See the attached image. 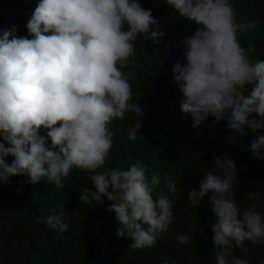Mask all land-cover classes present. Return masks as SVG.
Returning a JSON list of instances; mask_svg holds the SVG:
<instances>
[{
    "label": "clouds",
    "instance_id": "clouds-1",
    "mask_svg": "<svg viewBox=\"0 0 264 264\" xmlns=\"http://www.w3.org/2000/svg\"><path fill=\"white\" fill-rule=\"evenodd\" d=\"M163 3L197 25L183 41L185 63L172 69L183 94L181 111L192 115L193 127L209 116L213 123L226 121L233 145L239 143L236 134L246 137L248 129H264V60H253L251 46L245 48L239 40V33L255 29L256 23L237 22L231 0ZM26 28L28 36L23 37L15 34V26L0 32V182L8 186L12 177L27 175L31 184L43 180L59 189L74 169L94 173V188L81 190V204L92 209L107 197L113 201L108 211L120 225L118 237L131 238V249L154 247L173 224L175 180L171 174L165 178L172 199L163 190L154 199L159 174L149 177L140 161L127 170L105 165L115 144L109 125L128 113L143 116L139 104L132 102L129 65L141 37L160 43L164 33L159 22L139 0H39ZM140 128L137 120L128 129L129 139L135 140ZM250 151L253 158L264 160V135L251 140ZM9 156L14 157L10 163ZM214 163L223 177L209 169L199 191L188 193V204L199 206L212 193L209 203L216 220L211 230L219 249L214 262L229 264L234 247L244 248L245 241L264 243V213L255 204L238 209L235 161L225 156ZM253 198L249 192L248 199ZM64 216L61 211L41 220L63 232L68 229ZM177 239L184 244L189 237ZM231 264L249 261L233 257Z\"/></svg>",
    "mask_w": 264,
    "mask_h": 264
},
{
    "label": "trees",
    "instance_id": "trees-1",
    "mask_svg": "<svg viewBox=\"0 0 264 264\" xmlns=\"http://www.w3.org/2000/svg\"><path fill=\"white\" fill-rule=\"evenodd\" d=\"M139 2L152 11L164 36L158 45L143 37L134 44L136 56L129 65L133 72L132 102L139 104L143 116L128 113L123 120L109 125L115 132V144L105 168L127 170L140 161L147 166L149 177L159 174L161 178L154 199L161 190L173 198L165 187V178L171 174L178 199L169 233L158 237L154 247L131 249V238L117 235L119 222L115 213L108 211L113 201L103 197L104 204L92 209L80 202L81 190L94 188L90 178L94 173L74 169L59 189L43 180L31 184L27 175L15 176L8 186L0 182V264H215L219 249L214 245L211 230L216 220L209 203L212 193L199 206L188 204V193L193 189L199 191L206 172L215 170L214 158L222 160L228 156L235 161L237 182L233 191L238 209L243 211L255 204L257 211L264 213V160L253 158L250 151L251 140L258 134L264 135V129L258 133L248 129L246 137L236 134L239 143L233 145L229 140L233 133L226 121L213 123L214 117L209 116L193 127L192 115L181 111L183 94L172 69L178 62L185 63L183 41L197 25L179 17L163 0ZM231 2L237 22L251 21L257 25L239 33L241 45L251 46L253 60H264V0ZM38 3L39 0H0V32L15 26L18 37L28 36L26 24ZM152 30H156L155 25ZM252 118L259 119L255 114ZM137 120L141 128L137 138L131 140L128 129ZM41 134L46 132L41 130ZM13 159L9 156L7 162ZM215 174L223 177L222 170H215ZM249 192L254 193L251 200ZM61 211L68 224L66 231L51 228L41 220ZM182 234L189 237L184 244L177 239ZM244 248L230 250L229 264L233 257L246 259L249 264L264 261V243L245 241Z\"/></svg>",
    "mask_w": 264,
    "mask_h": 264
}]
</instances>
